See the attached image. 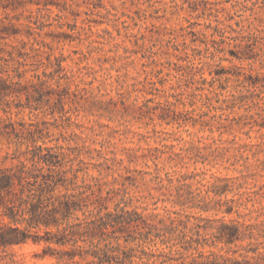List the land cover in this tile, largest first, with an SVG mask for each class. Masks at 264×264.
<instances>
[{
	"label": "rangeland",
	"instance_id": "374dc122",
	"mask_svg": "<svg viewBox=\"0 0 264 264\" xmlns=\"http://www.w3.org/2000/svg\"><path fill=\"white\" fill-rule=\"evenodd\" d=\"M16 4L15 11L0 9V22L19 29L6 48L15 46L21 68L29 69L23 81L33 72L50 73V108H0V130L7 122H32L49 131L50 146H74L85 161L101 162V154L122 158L112 169L89 164L92 175L100 169L108 183L116 179L114 188L125 166L152 169L150 156L140 155L158 148L162 173L197 172L203 182L228 177L235 182L226 196L243 193L238 212L203 215L264 230V0ZM14 140L0 134V156L13 150ZM239 153L249 157L247 168L236 161ZM125 182L135 197L158 193L147 178ZM157 204L153 210L150 202L146 209L135 203L143 213L162 212ZM44 246L11 251L20 264H50V255L41 257Z\"/></svg>",
	"mask_w": 264,
	"mask_h": 264
},
{
	"label": "trees",
	"instance_id": "16d2710c",
	"mask_svg": "<svg viewBox=\"0 0 264 264\" xmlns=\"http://www.w3.org/2000/svg\"><path fill=\"white\" fill-rule=\"evenodd\" d=\"M16 1L0 0V9L15 11ZM18 33L0 22V108H50V73L33 72L23 81L29 69L21 68L15 46L6 48V39ZM0 134L15 138L13 150L0 156V264H20L11 248L28 243H44L41 257L50 255V264H264V230L225 219L244 204L242 192L226 196L235 182L228 177L203 182L197 172L162 173L163 151L149 148L140 157L150 156L152 169L125 166L127 174L119 173L123 178L114 188L116 179L108 183L100 169L92 175L89 164L112 169L122 158L101 154V162L85 161L74 146H50L49 131L32 122L20 127L7 122ZM234 156L243 166L249 159ZM138 176L158 193L131 195L125 179ZM142 201L143 209L150 202L153 210L162 202L163 211L143 213L135 205ZM209 211L225 215H203Z\"/></svg>",
	"mask_w": 264,
	"mask_h": 264
}]
</instances>
